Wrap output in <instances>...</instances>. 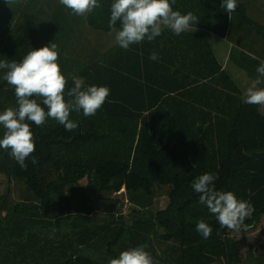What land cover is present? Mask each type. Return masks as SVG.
Masks as SVG:
<instances>
[{"label":"trees","instance_id":"trees-1","mask_svg":"<svg viewBox=\"0 0 264 264\" xmlns=\"http://www.w3.org/2000/svg\"><path fill=\"white\" fill-rule=\"evenodd\" d=\"M36 2L0 0V61L19 62L43 47V29L32 10ZM112 2L99 0L88 17L92 27L112 30ZM221 3L175 0L173 10L198 17L194 32L177 36L164 29L154 41L127 50L115 43L85 61L58 51L66 100L74 86L71 75L83 77L87 86H107L110 94L94 116L71 111L69 118L78 122L71 132L52 118L43 126L29 122L38 162L29 157L27 170L0 148V175L11 183L0 192V264H107L140 245L158 264H253L244 261L235 230L221 228L191 187L197 176L217 174V191H232L254 207L241 229L264 217V114L259 105L242 102L244 92L212 43L219 37L244 47L231 30L235 20L243 23L245 37L255 33L264 42V24L238 1L229 19ZM153 51L158 60L149 59ZM246 62L242 66L250 71ZM253 64L257 69L260 60ZM6 71L0 69V112L18 107ZM32 98L47 111L42 98ZM3 133L0 126V138ZM13 181L25 189L17 200ZM159 191L166 205L152 210ZM71 193H80L81 201L70 203ZM111 196L129 200L125 207L122 200L124 214L108 220L95 202ZM200 220L212 229L207 239L196 231ZM154 239L173 245L159 250Z\"/></svg>","mask_w":264,"mask_h":264},{"label":"clouds","instance_id":"clouds-1","mask_svg":"<svg viewBox=\"0 0 264 264\" xmlns=\"http://www.w3.org/2000/svg\"><path fill=\"white\" fill-rule=\"evenodd\" d=\"M59 3L78 16L100 7L99 0H59ZM173 4L175 0H113L109 27L115 32V43L127 50L130 45L145 39L154 41L164 29H170L177 36L183 32H194L199 23L198 17L190 11L182 14L173 10ZM220 8L232 19L230 14L236 11L237 0H222ZM117 22L119 30L116 29ZM149 59L158 60L159 54L153 51ZM0 69H7L4 79L13 87L18 104L17 108L8 107L0 112V126L4 129L0 148L10 150V156L24 170H27L26 160L29 157L33 164L38 162V157L32 156L36 149L29 122L43 126L47 118H52L71 132L78 127V122L69 118L71 111H82L85 117L94 116L110 94L107 86H87L83 77L70 74L74 86L67 91L69 99L66 100L68 81L58 64L55 43L32 48L19 62L15 59L0 61ZM256 71L258 76L246 88L242 102L264 107V87H258L264 84V60L260 61ZM32 97L42 98L47 111ZM217 179V174L204 173L192 181L191 187L199 194V203L206 205L215 215L221 228L240 231L254 207L250 201L238 199L232 191H217ZM196 231L207 239L212 229L200 220ZM146 247L140 245L123 250L118 257L109 258L107 264H158L145 250Z\"/></svg>","mask_w":264,"mask_h":264},{"label":"rangeland","instance_id":"rangeland-1","mask_svg":"<svg viewBox=\"0 0 264 264\" xmlns=\"http://www.w3.org/2000/svg\"><path fill=\"white\" fill-rule=\"evenodd\" d=\"M254 3L255 5L260 4L261 11L256 10L255 5H251V8L248 9L251 10L254 15H259L260 17H262L261 19L264 20V8L261 6L260 2ZM32 10L39 18L38 26L43 29L42 45L45 46L51 43H55L57 45V50L66 56H71L73 58H78L85 61L89 59L94 52L97 51L101 54L102 52L115 45V32L113 30L104 31L102 29H96L89 24L88 17L91 12L85 14L84 16L75 15L71 12L70 9H67L65 6L61 5L59 3V0H38V2L32 5ZM262 20L259 21L264 23ZM247 28V30L253 32V29L249 27ZM250 34L252 33H249V35ZM256 36L257 35L251 36V41H256ZM257 38H259V40H262L260 37ZM212 40L214 42H218L220 39L212 38ZM214 42L213 46L215 47ZM223 43L224 44L222 45L221 42L219 46L220 49L218 51L222 50L223 48V50L220 52V55L225 51L226 46L224 45H226V41H223ZM246 51L251 53V50L249 49ZM260 53L261 52L258 51L256 56L261 61L264 60V56ZM237 80L239 81V84L243 83L242 78ZM0 180V192L4 193L7 190L6 188L8 186H11V183H9L10 180L3 174L0 175ZM13 182L12 195L14 199L17 200L19 198V192L24 194L25 189L23 186H21V182H19V185L15 181ZM8 183L10 185H8ZM86 183L87 180H84L83 184ZM80 193H71V195H68V197H70L69 202L71 203L81 201ZM122 200L125 199L119 198L117 201V198L111 196L108 200L96 201L95 207L98 208L99 214H102L104 216L103 218L107 217V219L109 220L111 219V215L117 217L118 215L125 213L126 210L123 207V204H121ZM166 200L167 197L165 196V192L159 191V194L154 200L153 205L150 206V209L157 210L158 208H163L166 205ZM129 205L132 207L133 203L129 201ZM52 206H54V202ZM103 218H101L99 221L102 222ZM245 230H247L243 233L245 239H242L243 241L241 245L244 261L253 264H264V219H261L259 223L254 226L253 231L252 229ZM154 245L156 249L159 250H162L165 247L170 250V247L173 244L171 242L159 244L157 240L154 239Z\"/></svg>","mask_w":264,"mask_h":264},{"label":"crops","instance_id":"crops-1","mask_svg":"<svg viewBox=\"0 0 264 264\" xmlns=\"http://www.w3.org/2000/svg\"><path fill=\"white\" fill-rule=\"evenodd\" d=\"M238 2L244 3L247 6V10H248V14L250 17H252L253 19L259 21L262 20L259 15H254V13H252L251 10H249L248 8H251V5H255L254 2H260L261 6L264 8V0H237ZM256 10H260V4L255 5ZM259 19V20H258ZM264 22V20H262ZM260 23H262L261 21H259ZM264 24V23H262ZM243 28V23L240 20H235V22L232 24L231 26V30L233 31V33L236 36V39L239 40V43H241L244 47H240V46H236V42H230L228 41L226 38H219V37H213L214 38H219L222 41H218V42H214L212 40V43H215V49H216V54L219 58V60L221 61L223 67L225 69H228V71H230L231 73H233L232 75L236 78V79H240L242 78L243 83L239 84V86L241 87V90L243 92H245L246 88L248 86H250L251 82L253 80H255L258 76V73L256 71V69L254 68V64L253 61L254 60H258L256 54L258 51H260V54H263L264 56V42L262 40H259V38H257L256 36V41H251V36L255 35V34H250L249 36L245 37V32L242 29ZM223 41H226V46L225 47V51L222 52V54L220 55V52L223 50L218 51L220 48V43L222 42V45L224 44ZM250 45V46H249ZM232 46H236V48H238V50L236 51V54L234 55L233 58L230 57V52L229 50L231 49ZM228 47V48H227ZM251 50L249 52H247L246 50ZM248 60V61H247ZM252 60V61H251ZM247 61V62H246ZM248 63L251 65V70L250 71H246V69L242 66L243 63ZM257 68V66H255ZM238 81V80H237ZM239 82V81H238ZM258 87H264V84H261ZM260 112L262 114H264V107L260 106ZM261 219H264V217H262ZM259 222L255 223L252 227H244L243 229H241L240 231H233L232 235L236 236V238L240 241V247L242 245V239H245L244 236V232L247 231L245 229H252L254 226H256Z\"/></svg>","mask_w":264,"mask_h":264},{"label":"built area","instance_id":"built-area-1","mask_svg":"<svg viewBox=\"0 0 264 264\" xmlns=\"http://www.w3.org/2000/svg\"><path fill=\"white\" fill-rule=\"evenodd\" d=\"M128 205V200L126 199V201L124 202V207Z\"/></svg>","mask_w":264,"mask_h":264}]
</instances>
